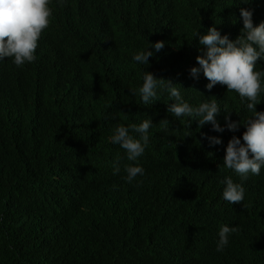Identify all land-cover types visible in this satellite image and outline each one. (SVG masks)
<instances>
[{
    "label": "trees",
    "instance_id": "1",
    "mask_svg": "<svg viewBox=\"0 0 264 264\" xmlns=\"http://www.w3.org/2000/svg\"><path fill=\"white\" fill-rule=\"evenodd\" d=\"M50 7L35 62H0V264H264V168L243 181L242 203L222 199L225 175L241 182L222 160L243 125L222 133L187 127L168 113L166 95L142 105L132 94L142 66L131 59L164 41L144 71L181 86L190 103L203 98L197 92L214 96L243 122L250 113L235 92L219 83L209 91L202 73L191 77L203 48L193 33L215 26L235 39L239 9L252 12L255 26L264 22V0H52ZM261 99L256 111H264ZM145 118L153 123L139 158L145 175L129 184L122 177L131 162L108 137L117 123ZM205 135L222 143L210 147ZM221 225L238 230L217 252Z\"/></svg>",
    "mask_w": 264,
    "mask_h": 264
},
{
    "label": "clouds",
    "instance_id": "2",
    "mask_svg": "<svg viewBox=\"0 0 264 264\" xmlns=\"http://www.w3.org/2000/svg\"><path fill=\"white\" fill-rule=\"evenodd\" d=\"M56 2L62 5L64 0ZM241 2L248 3V0ZM51 4L52 0H0V62L5 57L10 58L16 67L35 62L38 41L51 22ZM239 11L243 27L235 39L230 40L228 35H222L215 26L209 27L206 33L200 31L201 26L194 31L193 38L203 48L200 50L202 54L196 57L199 66L192 67L190 75L198 79L202 73L208 80L205 87L209 91L219 83L226 86L227 92H235L241 105L250 113L243 122L232 121L228 115L231 111L226 106L222 107L214 96L205 97L196 91L203 98L198 103H190L182 94L181 86L144 71L154 52L165 47L164 41L148 42L147 47L134 51L131 56L132 61L142 66L139 86L132 93L139 96L142 105L150 106L166 95L167 100L172 101L167 106L168 113L176 118H185L187 127L193 122L197 123L198 128L210 124L213 131L222 133L226 129L238 131L243 125L245 131L241 137L233 135L228 140L222 160L224 167L241 181L234 182L231 175H225L220 181L223 185L222 199L230 204L243 202V181L249 175L259 176L264 168V111H256V105L262 101L264 94V70H257L256 63L258 59L264 61V22L254 26L252 12L245 8ZM221 112L225 114L223 126L217 120ZM165 123L168 124L166 120ZM152 126L151 119L145 118L139 123H117L111 129L108 137L110 143L123 149L125 159L131 162L123 166L125 175L122 178L126 183L136 181L138 184L137 177L145 175L139 158L149 146V129ZM204 139L210 147L222 143L218 136L205 135ZM112 167L114 175L120 173L119 157ZM237 230L235 226L221 225L215 250L223 252L230 236Z\"/></svg>",
    "mask_w": 264,
    "mask_h": 264
}]
</instances>
